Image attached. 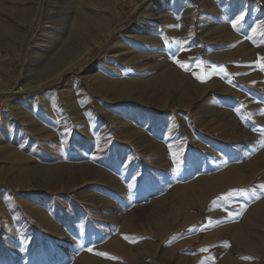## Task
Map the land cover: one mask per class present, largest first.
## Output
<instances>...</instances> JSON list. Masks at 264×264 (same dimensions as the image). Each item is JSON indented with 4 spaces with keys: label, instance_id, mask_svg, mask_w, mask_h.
Instances as JSON below:
<instances>
[{
    "label": "rangeland",
    "instance_id": "1",
    "mask_svg": "<svg viewBox=\"0 0 264 264\" xmlns=\"http://www.w3.org/2000/svg\"><path fill=\"white\" fill-rule=\"evenodd\" d=\"M54 1L0 0V67L6 70L0 77V264H217L227 256L242 260L239 263L264 264V220L251 228L252 237L261 241L258 257L249 259L230 243L235 231L249 227L244 217L251 206L264 199V0H219L222 8L230 3L238 7L229 15L219 13L218 19L237 25L229 29L228 41L207 40L221 29L200 33L205 22L199 19L213 16L204 7L200 10L197 0H91L86 4L72 0L68 9L85 21L79 22L86 27L85 37L93 34L86 22L94 21L93 13L100 5L111 16V35L37 95L20 92L5 99L4 91L16 88L19 81L23 84L25 77L29 82L42 80L46 73L38 70L62 50L54 31L63 26L53 25L49 13ZM158 11H162L160 18L169 14L173 18L169 27L176 31V38L165 39L159 51L170 56L169 74L179 78L180 89L165 98L164 109H157L153 93L145 88L146 83L150 87L148 78L142 86L129 87L127 105L137 110L125 117L133 130L145 133L129 131L135 135L125 142L105 139L96 148L84 136L98 133L99 124L105 125L97 117L88 133L76 136L86 118L83 108L95 111L100 101L87 73L103 54L108 56L120 41L127 40L125 34L144 12ZM201 61L205 63L198 67ZM147 66H153L152 61ZM106 69L100 71L109 78L112 75ZM197 75H205L207 81L200 82ZM218 83L228 85L224 92L218 90ZM69 89L81 107L77 119L69 106ZM182 93L186 98L181 100ZM45 97L50 108L35 119L52 132L43 138L26 135L13 108L32 113ZM114 106L120 110L124 104ZM241 131L246 136L233 141V134ZM5 144L27 158L5 159ZM165 165L170 171L164 170ZM227 166H237L245 183L214 194L198 185L201 177L220 175ZM95 168L108 178L100 179ZM45 170L54 174L52 180ZM11 175L25 180L11 181ZM50 180L53 188L45 189ZM33 182L39 186L35 188ZM187 185H194L198 194L187 190L181 198L172 197L174 188ZM50 221L58 226L56 232L43 224Z\"/></svg>",
    "mask_w": 264,
    "mask_h": 264
},
{
    "label": "bare ground",
    "instance_id": "2",
    "mask_svg": "<svg viewBox=\"0 0 264 264\" xmlns=\"http://www.w3.org/2000/svg\"><path fill=\"white\" fill-rule=\"evenodd\" d=\"M71 1L72 0H55L54 3L52 4L53 8L49 9V13H50V11H52L51 21H52L53 25L60 23L63 26L62 30L54 31V33L56 34V38L54 37V40L57 42V44H60V48H62V47L63 48L60 52H57L58 54L57 53H56V55L54 54L55 58L53 59L52 63H50L49 65H44L38 70L39 73H46L45 77L42 78V80L36 81V82H34V81L29 82L27 80L28 78L25 77L23 84L20 83V81H19V82H17L18 86L16 88L6 89L4 91L3 95H4L5 99L13 97V95L19 94L20 92L22 95H28V94H32V93H35L37 95L38 93H40L42 91L43 87H47L51 83H53L59 76H61L72 65L79 64L86 56L91 55L92 51L95 48H99L102 45L103 41L108 39V37L111 35L112 20H111V18L108 17L110 15H108V13L106 11H104L106 8L104 10H100L102 7H104L103 5H100L101 4L100 3L99 7H101V8L99 9V11L95 10L93 13L94 15L92 14L93 15L92 18H94V21L92 23L86 22L89 25V27L91 29H93V34H89V36L86 35V37H85L86 31L84 28H86V27H85V25H83L82 27L79 25V22L82 23L85 21H81V20L77 19L76 16L72 14L73 12L69 11L68 5L71 4L70 3ZM76 1L79 4H86V3L91 2V0H76ZM197 1L199 2L200 10L202 9V7H204L205 8L204 11L207 14L213 16L211 19H208V20H207V18H203V17H201L199 19L200 22L201 21L205 22V26H204L205 29H202V31L200 33L204 32V30H208L209 28H215V29L217 28L218 30L221 29V30H219L220 32L218 33V35L217 36L209 35L207 40L211 39V38H216V37L219 39H225V40L228 39L231 36V32L229 31V29H231L233 27L232 26L233 23L227 19H218V17H219V13L223 12V11H227L228 15H229L230 11L234 10L237 7V3H235V4L230 3L229 5H225L224 8H222L223 5L220 7V5H219L220 1L219 0H197ZM191 7H192V5H191ZM107 8H109V6ZM111 8H110V11H111ZM41 11H42V4L40 5V8L38 10V17L40 16ZM191 11L192 10L190 9V12ZM99 13H102V15L99 16L100 15ZM161 13H162V11H158L156 13L155 12H149V13L144 12L142 14L140 20L138 21V24H136L131 29V31L128 32L129 34H125V35H127V40L120 41L118 48L115 51H112V52L110 51V54L108 56H106L104 54L102 55L103 57L108 58L109 61L108 60L105 61L104 60L105 58L102 57L101 59L98 60V62L94 66H92V68L87 73V77L89 78L94 91L97 92V95H98L100 101L97 104L98 109L95 111L94 110L89 111V106H87L85 109L83 108V110H85L84 115H86V118L84 120H86V121H84V120L81 121L83 124L81 126V129H79L78 132L76 133V136H80L83 133H86L87 131L92 129L91 128L92 121L95 119V117H97V120L99 122H104L105 125L102 127L101 124H99V130H98V133H96V134L91 133L92 135H86V136L83 135L87 142L88 141L95 142L96 148L102 147L105 139L114 138V139H112V140H114L113 142H117V141L121 142V141H124L126 139H129V137L134 136L135 134H133V133H141L142 135L145 133L144 130H140L139 128L136 130H133V128L135 129L134 125H131L129 122H127V118L125 117L127 112L131 113V111L137 110V108L132 109L131 106L127 105L129 103L128 101L131 100L128 97L129 87H134V86L137 87L139 84L142 86L143 80L145 79L146 81H148V79H149L150 80V82H149L150 87H147V83H146L145 88H148V92L153 93V95H154L153 96V103L157 109H161V108L164 109L163 105H165L164 101L167 99L166 97L170 96L171 93L177 92V90L180 89L179 78H177V76H175L174 74H169V69H170V66H172V65L168 66L169 64L167 62L169 61L170 56L167 55L168 53L165 54L164 52L161 53L159 51L160 49L161 50L163 49L162 43L165 39L172 41V39L176 38V35H177L176 31L172 30L171 27H169L170 23H173V21H172L173 18L171 16V14L168 13L170 16L168 15V17L166 16V17L160 18ZM84 14H86V13H84ZM48 15H51V14H48ZM105 18H109L110 20H108V22L105 23ZM184 19H185V17H184ZM184 19H182V20H184ZM187 19L189 20V18H187ZM37 20L38 19L36 18L35 22ZM182 22H180V23L182 24ZM189 22H190V20H189ZM163 23H165V26ZM166 23H167V25H166ZM190 23H189V25H190ZM159 25H163L164 28L160 29ZM201 26H203V25L201 24ZM185 27H187V26H185ZM199 27H200V25H199ZM200 28H202V27H200ZM180 30H181V28H180ZM210 33H212V32H210ZM205 34H207V33H205ZM205 34H204V36H205ZM233 37H231V38H233ZM219 39H218V41H219ZM226 41H228V40H226ZM181 42H182V40H181ZM169 49H170V46H169ZM107 51H108V49H107ZM195 51L197 52V50H195ZM197 54H198V52H197ZM187 57H186V59H187ZM199 57H201V56H199ZM150 61H152V64H153V66H151V67L147 66V63L148 62L150 63ZM169 62H171V60ZM103 67L107 68L106 70H108L111 73V75H112L111 77L107 78V76L103 75V73L100 71ZM5 71L6 70L4 68L0 67V77L2 76V74ZM129 71H131V72L128 73ZM173 71H177V69L173 70ZM144 76H145V78H144ZM146 78H148V79H146ZM212 79H214V77ZM216 79H218V78H216ZM219 83L217 84L218 90H221L222 92H224L225 88H227L228 85H227V87H224L223 83L222 84H219ZM226 92H227V90H226ZM66 93H68L69 102H70L69 106L71 107L72 114L74 115V118L77 119L79 116H81L80 112H82V111H80V109H79L81 107L78 108L75 104V100L72 98L71 94L73 93V90H71V89L66 90ZM216 93H218V92H216ZM207 97H209V96H207ZM179 98L180 99L186 98V95L184 93H182L181 95H179ZM204 99H208V98H204ZM48 101H49V99L47 97H45V99L41 103V107L34 110V112H32V113H27L25 111V109L21 108V107L13 108L14 109L13 112L15 113L17 120L22 122L23 125L27 129V131L25 130L26 135L30 136V134H35V135L43 138L52 132V131L50 132V130L47 129L46 126L39 123V121H37L35 119V117L37 115H40L43 111H46L50 108L48 106ZM215 102H216V100H215ZM117 103H123L124 106H122V108L120 110H118L117 107L114 106ZM143 104H145V103H143ZM93 122H95V120ZM110 129L114 132V134L109 133ZM129 131L133 132V133L129 134L130 133ZM243 131H241L240 133L235 132L234 134L232 132V134H233L232 137L234 138L233 141H238L241 138H243L244 136H246L245 133H247V132L246 131L243 132ZM0 139H1V137H0ZM51 139H53V138L51 137ZM57 140H59V139H57ZM99 153H100V151H99ZM51 154H52V152H51ZM81 154L85 155L84 152H81ZM111 155H116L115 151H112ZM2 156L5 159L12 161V162H17V161H20L21 159L24 160V158H27L21 154L19 149L13 148L7 144H5V146H4ZM257 156H258V154H257ZM23 162H25V161H23ZM90 165H93V164H90ZM164 168H165L164 170H167V171L169 170L167 165H165ZM100 170H98L96 168L94 170V171H96V173H98V176L101 177V178L97 177V175H96V177H97L96 179L106 178L108 176V174H106V172H102L103 170L102 171H100ZM45 171L46 172L44 175L49 176L50 179L52 180L53 178H51V177L54 174L52 173L53 175H51V171H49V170H45ZM109 177L111 178V176H109ZM18 180L22 181L25 179H22V178L16 179V176L11 175V181L17 182ZM51 180L49 182L45 183V185H44L45 189L50 190V188L51 189L53 188L52 184L50 183ZM111 183H112V180H111ZM244 183H245V178H242L238 175L237 166H230L223 173H220V175H214L213 174L212 176L201 177L200 181L198 182V185L202 188L207 189L210 192V194H212L213 192H220V191L223 192V190L226 189V187L229 185L235 186V185H240V184H244ZM32 185L35 188L39 186V184L37 182H33ZM187 190H189L191 192L196 191L194 188V185L177 187V188H174L172 190V197L181 198V197H183L182 195H184L185 191H187ZM196 193H197V191H196ZM244 220L247 224H249V227L244 229V230L238 229L237 231H235L233 233L231 239H230V241H231L230 243L233 247H236V248L238 247L237 249L242 250L243 254L248 256L249 259H253L256 256L258 257V255L260 253L261 241L259 240V237H254V238L252 237L254 235V233L252 232L251 228L253 227L255 229L256 225L258 223H262V221L264 220V199L254 203L251 206L249 212L244 217ZM43 224L46 225L47 227H49V229L52 232H56L58 230V226L55 225L51 221L45 222ZM174 261H176V258L174 259ZM237 261H242V260L238 259ZM237 261L233 260V258H231L230 256H227V257H222L221 259L219 258V260L217 261V264H255L254 262L251 263L250 262L251 260L249 261V263H246V262L243 263L244 261L242 263H239ZM92 264H95V263L92 262Z\"/></svg>",
    "mask_w": 264,
    "mask_h": 264
},
{
    "label": "snow or ice",
    "instance_id": "3",
    "mask_svg": "<svg viewBox=\"0 0 264 264\" xmlns=\"http://www.w3.org/2000/svg\"><path fill=\"white\" fill-rule=\"evenodd\" d=\"M232 26H233V28H235L237 25L234 23ZM174 62L177 63L178 66L181 67L182 69H184L185 71L188 70L187 65L181 63L179 60H176V61H174ZM204 63H205V62H203V61L199 62V63H198V67L202 66ZM261 70H264V65H261ZM220 71L223 72L224 69L221 68ZM196 79H198V80H199L200 82H202V83H203V82H206V76H205V75H197V76H196ZM261 188H264V185H262ZM257 198H259V197H257ZM222 199H223V198H222ZM125 239H129V238H128V237H125ZM89 251H91V249H89ZM204 251H207V249H204ZM96 254H97V255H100V256H106V255H107V254H105V253H96ZM108 258H110V259H116L115 257H108ZM210 259H211V258H210ZM245 259H248V258H245Z\"/></svg>",
    "mask_w": 264,
    "mask_h": 264
}]
</instances>
